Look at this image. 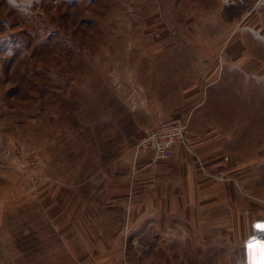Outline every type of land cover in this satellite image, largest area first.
Instances as JSON below:
<instances>
[{
  "label": "rangeland",
  "instance_id": "374dc122",
  "mask_svg": "<svg viewBox=\"0 0 264 264\" xmlns=\"http://www.w3.org/2000/svg\"><path fill=\"white\" fill-rule=\"evenodd\" d=\"M261 226L264 0H0V264H264Z\"/></svg>",
  "mask_w": 264,
  "mask_h": 264
},
{
  "label": "built area",
  "instance_id": "2783aa9c",
  "mask_svg": "<svg viewBox=\"0 0 264 264\" xmlns=\"http://www.w3.org/2000/svg\"><path fill=\"white\" fill-rule=\"evenodd\" d=\"M188 120L187 116V118H169L160 122L143 131L136 147L153 151L156 157L167 158L171 153L172 146L185 140ZM254 239L264 243V228H260L254 233Z\"/></svg>",
  "mask_w": 264,
  "mask_h": 264
},
{
  "label": "crops",
  "instance_id": "0c3cea01",
  "mask_svg": "<svg viewBox=\"0 0 264 264\" xmlns=\"http://www.w3.org/2000/svg\"><path fill=\"white\" fill-rule=\"evenodd\" d=\"M185 113H183V112H179V116H181V115H184ZM186 115V114H185ZM184 115V116H185ZM178 117V116H177ZM182 117V116H181ZM189 118V117H188ZM194 118H196V116H193L192 117V119H190V123H188V128H189V131L191 132V131H193V128L196 126V124H194V122H195V120H194ZM190 125V126H189ZM153 126H155V125H153ZM153 126H151V127H153ZM191 135V134H190ZM189 138H190V136H189ZM178 143H176V144H174L173 146H172V149H171V153L172 152H175V150H177V148H179L180 149V146H178L177 145ZM171 153H170V155H171ZM174 154V153H173ZM169 155V156H170ZM140 156H141V160H144V159H147V158H149V159H151V158H153V159H160V158H162V157H156L155 155H154V153H153V151H150V150H146V149H142V151H141V153H140ZM168 156V157H169ZM172 156V155H171ZM167 157V158H168ZM140 166H144V167H147V165H146V163H141V164H139ZM146 165V166H145ZM179 168V167H178ZM260 228H264V226H261ZM259 228V229H260ZM256 230H258V229H256ZM255 230V231H256Z\"/></svg>",
  "mask_w": 264,
  "mask_h": 264
}]
</instances>
